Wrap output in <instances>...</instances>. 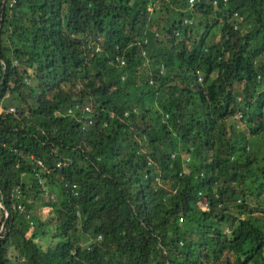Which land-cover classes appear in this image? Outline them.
Instances as JSON below:
<instances>
[{
  "label": "trees",
  "instance_id": "trees-1",
  "mask_svg": "<svg viewBox=\"0 0 264 264\" xmlns=\"http://www.w3.org/2000/svg\"><path fill=\"white\" fill-rule=\"evenodd\" d=\"M262 86L264 0H0V264H264Z\"/></svg>",
  "mask_w": 264,
  "mask_h": 264
},
{
  "label": "built area",
  "instance_id": "built-area-1",
  "mask_svg": "<svg viewBox=\"0 0 264 264\" xmlns=\"http://www.w3.org/2000/svg\"><path fill=\"white\" fill-rule=\"evenodd\" d=\"M85 108L88 109L87 107H85ZM10 109H12V108H10ZM189 158H190L189 155H187L186 156V159L189 160ZM37 162L41 164L42 163V160L41 159H37ZM60 163H61V161H58L57 162V165H60ZM18 208L21 210L22 209V206L21 205H18ZM5 214H7L6 211H5ZM1 231H2V225L0 226V233H1ZM16 264H18V263H16Z\"/></svg>",
  "mask_w": 264,
  "mask_h": 264
},
{
  "label": "clouds",
  "instance_id": "clouds-1",
  "mask_svg": "<svg viewBox=\"0 0 264 264\" xmlns=\"http://www.w3.org/2000/svg\"><path fill=\"white\" fill-rule=\"evenodd\" d=\"M263 89H264V86H262V87L259 89L258 92H262ZM234 117H235L236 119H238V121H239V120L241 119V117H242V114H241V113H236V114H234ZM237 126H238V125H237Z\"/></svg>",
  "mask_w": 264,
  "mask_h": 264
},
{
  "label": "rangeland",
  "instance_id": "rangeland-1",
  "mask_svg": "<svg viewBox=\"0 0 264 264\" xmlns=\"http://www.w3.org/2000/svg\"><path fill=\"white\" fill-rule=\"evenodd\" d=\"M235 87L238 89V91H242L243 90V82L237 83ZM43 209L46 210L47 208H43Z\"/></svg>",
  "mask_w": 264,
  "mask_h": 264
},
{
  "label": "water",
  "instance_id": "water-1",
  "mask_svg": "<svg viewBox=\"0 0 264 264\" xmlns=\"http://www.w3.org/2000/svg\"><path fill=\"white\" fill-rule=\"evenodd\" d=\"M0 206L2 207V204L0 203Z\"/></svg>",
  "mask_w": 264,
  "mask_h": 264
}]
</instances>
